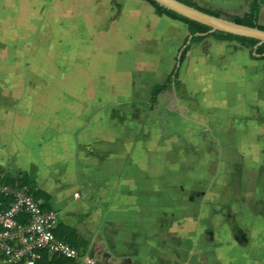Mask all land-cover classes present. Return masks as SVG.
I'll return each mask as SVG.
<instances>
[{"label": "crops", "instance_id": "0c3cea01", "mask_svg": "<svg viewBox=\"0 0 264 264\" xmlns=\"http://www.w3.org/2000/svg\"><path fill=\"white\" fill-rule=\"evenodd\" d=\"M191 40L147 0H0V178L29 176L75 264H264V60L209 36L180 63Z\"/></svg>", "mask_w": 264, "mask_h": 264}, {"label": "built area", "instance_id": "2783aa9c", "mask_svg": "<svg viewBox=\"0 0 264 264\" xmlns=\"http://www.w3.org/2000/svg\"><path fill=\"white\" fill-rule=\"evenodd\" d=\"M1 196L12 197L4 206ZM26 217L22 220L21 217ZM59 217L55 210L44 209L25 188L0 186V264H36L43 252L78 260L79 250L59 239L55 231ZM86 264L93 259L85 258Z\"/></svg>", "mask_w": 264, "mask_h": 264}, {"label": "trees", "instance_id": "16d2710c", "mask_svg": "<svg viewBox=\"0 0 264 264\" xmlns=\"http://www.w3.org/2000/svg\"><path fill=\"white\" fill-rule=\"evenodd\" d=\"M147 1H149L156 8V11L159 14H166L188 25V30H189L190 35L192 36V40L190 44H188L182 50V53L179 58L180 63H182L187 58V56L189 55V52L191 51V47L193 44L202 43L209 36H212L219 40L236 42L238 45L246 48L249 51L250 56L253 59L264 60V43L256 47V45L259 43L257 39L237 36V35L222 32V31H215L213 33H210L211 28L208 27L207 25L201 24L197 21L184 17L174 11H171L161 6L158 2L154 0H147ZM180 1L190 6H193L197 9H200L204 12L214 14L219 17H223L225 19L234 21L239 24H244V25L251 26V27H258L264 30V25L259 23V16H260L261 9L264 5V0H251L248 11L242 16L235 15V14H229L223 11H213V10H210L208 8L201 6L194 0H180ZM187 41H188V38L185 40V44L187 43ZM179 70H180V67L176 66L173 72L164 81L159 82L153 86L151 90L150 99L146 103L148 111H151L155 108V105L159 99V95L162 92L169 89L173 85L180 86L181 81L179 79ZM0 183L1 185L25 188L28 191V193L31 194L36 200H38L40 196L43 195L42 192L36 189L34 182H32L29 179V176L27 174H23L22 176L7 175L3 178H0ZM1 200L4 203V206H8L13 199L12 197L1 196ZM42 207L44 209H47L45 205L43 204H42ZM21 219L26 220V217L22 216ZM47 254H48L47 252H43L42 258L38 260L36 264H41L42 262H44V264H75V261H76L74 259H69L64 256L56 255V254L51 255V259H48V257L46 256Z\"/></svg>", "mask_w": 264, "mask_h": 264}, {"label": "water", "instance_id": "95a60500", "mask_svg": "<svg viewBox=\"0 0 264 264\" xmlns=\"http://www.w3.org/2000/svg\"><path fill=\"white\" fill-rule=\"evenodd\" d=\"M154 1L158 2L161 6L171 11H174L184 17L207 25L211 28L210 33H213L215 31H222L237 36L254 38L259 41L256 47L264 43V30L258 27H251L244 24H239L223 17L204 12L180 0Z\"/></svg>", "mask_w": 264, "mask_h": 264}, {"label": "rangeland", "instance_id": "374dc122", "mask_svg": "<svg viewBox=\"0 0 264 264\" xmlns=\"http://www.w3.org/2000/svg\"><path fill=\"white\" fill-rule=\"evenodd\" d=\"M209 8H211V9H214V10H217V8H215V7H212V6H209ZM120 81L121 80H115V92H116V98L117 97H123L122 95H118V94H120L121 93V90H122V88H121V85L119 86V84L118 83H120ZM142 83L144 84H149L150 83V80H147V79H142ZM143 91H145V90H143ZM141 92H142V90H141ZM146 92V91H145ZM139 97H144V95H142V93H140L139 95H138ZM102 96L100 95V98H101ZM173 99H174V97H172ZM170 99H171V97H170ZM122 116L123 117H125V118H129V119H137V117H136V115H135V113L134 112H128V111H124V114H122ZM134 129V128H133Z\"/></svg>", "mask_w": 264, "mask_h": 264}]
</instances>
